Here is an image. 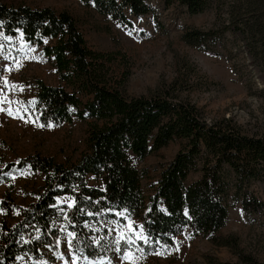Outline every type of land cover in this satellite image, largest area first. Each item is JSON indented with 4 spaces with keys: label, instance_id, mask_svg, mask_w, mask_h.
I'll use <instances>...</instances> for the list:
<instances>
[{
    "label": "trees",
    "instance_id": "1",
    "mask_svg": "<svg viewBox=\"0 0 264 264\" xmlns=\"http://www.w3.org/2000/svg\"><path fill=\"white\" fill-rule=\"evenodd\" d=\"M162 1L165 9L176 4L188 15L212 6L223 8L226 20L218 29H186L180 38L185 44L217 45L224 31H230L243 42L248 35L264 56V19L255 15L262 10L261 0H241L240 5V0ZM79 2L126 29L132 19L151 14L143 0ZM0 35H19L23 43L35 46L45 38L54 39L50 47H41L42 52L51 57L55 72L70 90L38 82L33 106L41 123L69 122L71 115L89 120L85 149L71 164L30 155L0 168V181L4 173L24 166L43 178L29 204H14L7 196L0 199L1 211L14 216L11 224L0 221V264H44L49 250L58 251L64 235L73 256L102 259L105 253L94 242L97 233L92 228L101 220L123 221L120 215L138 221L144 250L170 246L183 229L194 236L215 233L225 222L230 201H238L244 213L264 218V201L249 185L264 182V139L241 132L229 118L205 121L191 101L178 95L181 88H188L185 79L176 77L146 96H122L117 89L122 80L108 66L113 55L91 50L75 19L49 7L0 3ZM175 139L183 145L143 191L145 172L135 162ZM192 173L198 178L186 182ZM60 196L71 197V204H57ZM238 258L232 264H255L249 257Z\"/></svg>",
    "mask_w": 264,
    "mask_h": 264
},
{
    "label": "rangeland",
    "instance_id": "2",
    "mask_svg": "<svg viewBox=\"0 0 264 264\" xmlns=\"http://www.w3.org/2000/svg\"><path fill=\"white\" fill-rule=\"evenodd\" d=\"M143 1L150 7L151 14L132 19L129 29L79 0H0V3L49 7L70 14L87 47L113 55L108 66L112 75L122 80L117 87L122 96H146L155 87L176 77L185 79L188 88H181L178 95L191 101L205 121L229 118L241 132L264 139L261 47L253 46L248 35H245L246 45L230 31H224L217 45L189 46L181 41L182 32L218 29L220 21L226 20L223 8L217 10L212 6L202 13L188 15L176 4L165 9L162 0ZM261 2V13L255 15L262 14L263 22L264 0ZM240 3L243 2L240 0ZM243 7L244 4L238 13ZM53 42L54 39L45 38L41 45L35 46L23 43L19 35H0V168L30 155L68 165L85 149L89 120L71 115L69 122L43 124L37 119L33 106L39 81L70 90L55 72L51 57L42 52V46L50 47ZM182 143L171 140L135 162L136 167L145 172L141 182L143 191H148V186ZM197 178L198 174L192 173L186 182ZM249 185L258 199L264 201V182L252 181ZM42 186V175L24 166L4 173L0 199L7 196L14 204L26 205L36 198ZM71 201L69 196L56 199L57 204L66 206ZM226 215L224 224L213 234L194 236L183 229L170 246L151 247L147 243L149 250L142 249L141 244L145 245L146 241L135 218L120 215L123 221L101 220L92 229L97 233L94 242L104 250L102 259L87 261L73 256L69 237L64 235L59 239L58 251L49 250L44 264H232L239 262L240 255L249 257L255 264L264 263V218L244 213L238 201L229 202ZM12 216L0 209V221L5 219L11 224Z\"/></svg>",
    "mask_w": 264,
    "mask_h": 264
},
{
    "label": "snow or ice",
    "instance_id": "3",
    "mask_svg": "<svg viewBox=\"0 0 264 264\" xmlns=\"http://www.w3.org/2000/svg\"><path fill=\"white\" fill-rule=\"evenodd\" d=\"M9 114H11V113H9Z\"/></svg>",
    "mask_w": 264,
    "mask_h": 264
}]
</instances>
